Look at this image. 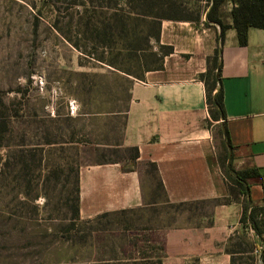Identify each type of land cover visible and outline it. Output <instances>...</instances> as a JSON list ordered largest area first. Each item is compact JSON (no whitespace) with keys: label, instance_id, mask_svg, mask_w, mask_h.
Here are the masks:
<instances>
[{"label":"rangeland","instance_id":"1","mask_svg":"<svg viewBox=\"0 0 264 264\" xmlns=\"http://www.w3.org/2000/svg\"><path fill=\"white\" fill-rule=\"evenodd\" d=\"M71 1L0 0V264H159L164 229L197 222L212 203L164 202L153 167L134 163L120 145L128 76L137 79L154 66L157 57L148 55L159 50L154 39H144L153 29L142 13L198 17L221 32L232 24L233 5H220L215 23L208 20L213 0H177L174 7L153 9L139 0ZM115 7L125 24L113 47L88 41L76 49L64 38L71 15L73 31L82 17L80 37L89 21L99 34L115 23ZM132 14L139 20L127 18ZM133 32L140 33L139 47L150 46L146 51L129 49L137 41ZM222 131L215 129L216 167L231 190L229 176L240 169ZM116 159L142 172L144 206L76 217L81 168ZM245 234L240 246L246 252L234 264H264V235L250 228Z\"/></svg>","mask_w":264,"mask_h":264},{"label":"crops","instance_id":"2","mask_svg":"<svg viewBox=\"0 0 264 264\" xmlns=\"http://www.w3.org/2000/svg\"><path fill=\"white\" fill-rule=\"evenodd\" d=\"M160 42L173 47L161 69L141 78L128 76L130 85L123 144L138 147V162H153L162 181L163 201H208L228 196L216 167L215 129L228 131L240 170L255 168L250 180L253 204L264 207V29L252 27L241 45L237 31L225 32L202 22L164 19ZM221 50V78L227 119L212 120L206 86L200 75L208 57ZM80 216L140 208L146 190L140 169L121 163H96L79 172ZM238 202L212 205L195 223L184 222L163 232L161 264H233L246 234Z\"/></svg>","mask_w":264,"mask_h":264},{"label":"trees","instance_id":"3","mask_svg":"<svg viewBox=\"0 0 264 264\" xmlns=\"http://www.w3.org/2000/svg\"><path fill=\"white\" fill-rule=\"evenodd\" d=\"M92 3H96V0H90ZM104 1V0H100ZM141 5H146L148 8L153 9L155 7H174L178 5L177 0H139ZM224 2H231L233 7L230 12V18L232 21L231 26L237 31L238 41L241 45H246L248 42V34L249 30L252 27L264 29V0H213V8L208 13V20L220 23V20L217 18V11L220 5ZM71 4L73 6L80 5L78 0H72ZM104 7V5H100ZM113 8V7H112ZM115 14L111 19L114 20V24H105L104 32L97 33V26L96 23L93 24L89 22L85 23L86 31L83 33V36L80 37L81 30L79 25H82L80 17L74 27L75 31L72 30V21L73 16L71 15L70 19V30L68 32H63L64 38L70 42L76 49H82L84 47V43L88 41L93 43L94 45H102L104 47H113L117 43V39H122V31H118L120 29V25H124V16L120 14L121 9L115 7ZM141 14V13H140ZM133 17H127L128 19L139 20V14H132ZM144 15V22L147 23V26L151 27L153 31L151 33H147L144 35V39L147 41L154 39L158 45V51L150 50L148 56H155L157 60L155 61V65L147 68L144 70L143 74L138 77L141 78L144 73L148 70L153 69H161L163 67L164 57L169 55L173 52V47L169 45H164L160 42V34H161V23L164 19H171V20H190V21H199L198 17H191V16H164L160 17L155 14L142 13ZM84 24V23H83ZM229 28H222L220 32V38L224 41L225 32ZM118 31V32H117ZM134 33V32H133ZM134 39L137 41L133 44H130V50L138 53V51H146L150 46L147 45L146 48L139 47V37L140 33L133 34ZM117 38V39H116ZM135 56H138L137 54ZM101 60V59H100ZM103 61V60H102ZM221 69H222V60H221V50L220 48H216L214 55L208 57V68L205 73L200 75L201 80L205 83L206 86V98L207 104L209 107V113L214 121L223 120L224 123L227 119L225 105H224V92L222 87V78H221ZM137 78V79H138ZM125 124V123H124ZM223 130V129H222ZM221 133V132H220ZM223 138V144L227 148H232L230 141L228 139V131L224 128L222 133L220 134ZM124 146L123 142L120 144ZM119 145V146H120ZM126 150L130 151L131 157L130 159L134 163H141L138 162L140 157V152L138 147H127L125 146ZM121 163V160H104L100 161L99 163ZM143 163V162H142ZM155 172L156 178L159 182L160 188L163 187L162 181L158 175V167L156 163L148 162ZM123 165V164H122ZM131 167L126 168V170H130ZM233 172V171H232ZM260 174L255 168L251 169H243V170H236L232 174H230V179L232 181V188L231 190L228 189L229 194L226 197L218 198L214 200L208 201H199L202 202H209L212 205L223 204V203H230V202H238L241 203L243 206V214H242V222L246 223L247 221L250 222L252 229L256 232L257 235H264V207L256 206L253 204L251 193H250V180L252 178L259 177ZM77 197H76V206L74 210V214L76 217H80V196H79V174L77 177ZM168 201V200H167ZM197 202H182V203H175L178 205H186V204H193ZM126 211V210H121ZM118 211V212H121ZM112 213H105L101 215V217L107 216ZM159 264H161V257L159 258ZM234 264V263H233Z\"/></svg>","mask_w":264,"mask_h":264},{"label":"built area","instance_id":"4","mask_svg":"<svg viewBox=\"0 0 264 264\" xmlns=\"http://www.w3.org/2000/svg\"><path fill=\"white\" fill-rule=\"evenodd\" d=\"M256 252H259V249H256Z\"/></svg>","mask_w":264,"mask_h":264}]
</instances>
